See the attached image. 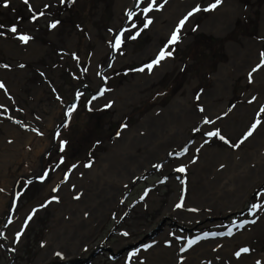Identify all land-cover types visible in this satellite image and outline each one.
<instances>
[{
	"label": "rangeland",
	"instance_id": "obj_1",
	"mask_svg": "<svg viewBox=\"0 0 264 264\" xmlns=\"http://www.w3.org/2000/svg\"><path fill=\"white\" fill-rule=\"evenodd\" d=\"M226 1L221 0L211 8L215 0H196L190 5L188 0H132L131 3L126 0L121 9L116 10V0H65L64 3L28 0L27 4L24 0H8L7 6L0 0V32L3 33L0 46L4 44L2 36L9 41L8 33H12L13 25L20 30V35L28 33L36 37L50 24L58 22L60 32L68 35L75 32L70 41L58 44L69 45L67 51H75L73 56L77 58L74 64L75 59L68 57L65 66L54 72L52 67L56 60L50 59L48 51L51 48L55 54L59 48L49 41L40 48L34 45L30 49L35 48L36 55L29 61L38 65L27 72L28 76L21 83L13 75L0 72V84L4 86L0 88V159H5L7 170L0 175V233H3L0 235V264H159V257L154 253L167 248L174 249L176 255L170 264H187L184 259L189 251L230 239L238 245L233 258L257 251L260 260L255 259L256 264H264V229L263 233L252 234L248 243L241 244L244 240L237 239L238 234L254 230L264 219V172L259 180H252L245 190L237 192L233 203L218 207L216 213H210L201 200L197 207L195 203H186L191 196L192 183L197 185L196 189L203 183L209 189L213 186L215 167L225 174V161L219 164L213 161L209 156L213 151L242 152L235 157L246 170L244 157L257 158L255 154L261 151L264 156V147L257 143L263 134L258 132L264 124V77L254 80L264 75V63H261L264 60V28L261 26L264 0H231L236 6L232 9L239 13L233 15L226 28L217 32L215 27H205V20ZM149 4L152 7L145 13L143 9ZM194 9L198 10L193 12ZM190 12L193 14L188 16ZM40 13L43 15L38 19ZM129 13H132L131 18ZM45 14H50V20ZM186 16L188 19L180 26ZM149 20L151 23L145 28ZM76 22L81 28L78 32L71 28ZM154 24L161 28L156 34ZM178 28L179 39L168 45ZM117 35L121 42L114 50ZM244 38L258 45L253 61L245 63L236 57L240 53L231 57L226 49L227 42L243 48ZM151 46L154 47L149 50ZM11 47H0V64L15 63H5L4 58L11 56L3 51H13ZM161 49L171 51L172 55H166L153 65V73L148 72L145 66L156 59ZM45 55L49 57L48 62L41 58ZM88 55L90 58H86ZM92 57L93 65L98 67L96 74L90 67ZM219 63L224 65L221 68L223 83L219 88L225 90L208 94L206 91L214 86ZM2 65L0 71H8ZM70 69L79 73L77 81H71ZM231 69L235 72H230ZM47 73L50 80L45 79ZM102 80L108 83L102 85ZM80 84L88 87L90 94L76 89ZM30 86L43 89H37L35 92L39 93L33 96ZM78 92L81 95L73 103L75 110L66 115L71 106L69 102ZM131 96L134 100H127L121 108L118 97ZM205 96L208 97L204 100ZM175 100L182 103L186 116L174 108L182 121L176 126L178 139H166L165 147L162 145L161 153L153 161L150 159L152 162L148 161L150 163L139 172L129 174L120 192L108 200L106 209L98 210L96 214L100 217H95L91 226L86 230L70 227L73 220L85 218L86 211L82 204L71 209L70 199L63 195L66 190L63 193L60 190L69 187L75 173L92 168L109 145L121 138L123 130L133 132L131 129L142 121L144 124L150 114L154 120L153 113L158 114L170 104L175 106ZM151 119L145 124H150ZM64 121L68 130L53 134V129ZM254 123L257 126L252 129ZM250 130L251 135H248ZM146 132L143 125L139 133ZM252 137L254 141L248 143ZM61 141L66 142L63 151ZM39 142L44 143L43 148L38 146ZM205 150L208 153H204ZM16 151H21L22 155H14ZM200 162H203L201 165L209 163L200 169L199 181L193 182L197 175L194 164ZM250 166L256 167L254 163ZM181 167L184 172L177 171ZM178 203H182L180 208L176 207ZM61 205L64 210L60 209ZM253 205L259 207L253 209ZM189 220L190 224H186ZM229 228L231 235L227 234ZM56 229H59L56 234L69 232L73 237L60 243L73 244L76 239L77 248L64 250L55 245L57 250L39 259L46 238L57 242L52 237ZM17 233H20L19 239ZM82 233L86 235L81 236ZM192 240L196 242L189 245ZM241 249L248 251L241 252ZM206 260L198 258L193 264H208Z\"/></svg>",
	"mask_w": 264,
	"mask_h": 264
},
{
	"label": "bare ground",
	"instance_id": "obj_2",
	"mask_svg": "<svg viewBox=\"0 0 264 264\" xmlns=\"http://www.w3.org/2000/svg\"><path fill=\"white\" fill-rule=\"evenodd\" d=\"M116 1V10H119V8L121 9V4L126 0ZM195 1L196 0H188V4H193ZM128 2L131 3L132 0H128ZM233 6L234 5H232L231 0L224 2L216 8V10L210 15V17L205 20L203 25L208 28L215 27L217 32L225 29L233 15L239 13V11L235 8L232 9ZM261 26L262 28H264L263 20L261 21ZM154 28V34H156L157 29H161L159 25L157 27L156 24H154ZM244 43L245 46L241 48L237 43L233 42L232 45H230V43L227 42L226 49L227 51H229L228 54L231 57L236 55L234 53H240L241 55H237L236 57H239V59L243 60L245 63L246 61L252 59V56L255 54V52H257L258 45L254 40H249L248 38H244ZM153 47L154 46H151L149 50H151ZM223 66L224 65L222 63H219L217 74H215L216 84L214 83L213 88L209 91H206L208 94H211L212 92L214 93V90L217 92V94L225 90L219 88V84L223 83L222 77L224 76V73L221 72V68ZM152 71L153 70H150L148 72ZM230 72H235V70L231 69ZM262 77H264V75L256 76L254 80L257 81ZM206 97L208 96L203 97V99L205 100ZM118 99L120 102L119 106L122 108L126 103H128L129 100H134V96L126 99L118 97ZM175 102V106L171 107L170 104L166 106V108H164L165 110L163 109L158 114L153 113V116H155L154 120L150 118L151 114L148 115L145 119L144 124L142 121L140 124L134 126L133 129H131V131L133 132L130 133L127 130H123L121 138H117L112 145H109L107 152L104 153L98 159V161L95 162L94 165H92V168H90L89 170L82 169L75 173L72 176L69 187H64L60 190V193H63V191L66 190L63 195H65L68 200L70 199V201H68V204L70 205V207H72L71 209H75L77 205L82 204L84 206L81 207H84V211H86L84 213L85 218L83 217V219L80 220H73L72 225H69L70 227L74 229L86 230L87 227L91 226L92 223L95 222V217H100L99 214H96L98 210L101 211L102 209L104 211L107 204L109 203L108 200L111 201L112 197L120 192V189L123 188V185L125 184L124 182H126V177L131 173L139 172V170L142 169L146 164L150 163H148V161H151L150 159H152L153 161L165 147L164 142L167 141L166 139H168L169 137L172 140L178 139V134H176L178 129L176 128V126H179L182 121L178 119L179 115L176 114L174 108L179 109L183 116H185V114L184 110L181 109L182 103L177 100H175ZM212 107L214 106H211L210 108ZM237 113L238 110L233 113V116L235 117ZM149 119L152 120H150V124H145L147 121H149ZM225 122L229 126V120H226ZM50 123L52 122L50 121ZM143 125H145L147 129V132L144 133V135L143 133H139ZM261 128L262 130L258 133L263 134L259 137L260 139L257 143L261 144L260 147H264V124H262ZM232 131L234 133L235 129H232ZM252 138V141L250 140L248 141V143H252L254 141V137ZM43 142H39L38 146L40 148H43ZM162 145L163 148H161ZM261 152L259 155L255 154V157L257 158H249L246 156L242 159L243 163H247L248 170H246V167L243 168V165L239 164L235 157V155L238 156L239 154H242V152L240 151L230 153V151L228 150H221L219 152L213 151V153H210V158L213 161H216V163L219 164L225 161L226 172L224 174V172L217 171L215 167L213 172V186L209 189L205 188L204 183L202 184L201 188L196 189L197 185L192 183L190 194L191 196L189 195V202L186 203H195L194 205L197 207L199 205L198 202L201 200V202H203V204L211 210L210 213H216L218 207L223 208L233 203L232 200H234L237 192H240L242 188L243 190H245V188H247V186L251 184L252 180H259L260 175L264 172V156ZM14 153V155L16 156L22 155L21 151H16ZM204 153H208V151L205 150ZM201 163L203 162L194 164L195 173H197V175L193 177V182L199 181L198 178L200 169H202L206 165V163L209 162H205L203 165H201ZM251 163H254V166H256L254 168L255 170L250 166ZM5 166V159H0V175L2 173H6L7 170ZM60 209L64 210V206L61 205ZM103 214H101V216H103ZM187 219L192 220V218L189 217H187ZM190 220L185 223L190 224ZM263 229L264 219L259 221L254 230L244 231L238 234L237 239L244 240L241 244L245 242L248 243L247 240L249 239V237L251 238L252 234L259 231L263 233ZM58 230L59 229H56L52 233L53 239L55 238L57 242H50V237L46 238L45 248L42 249L38 254L39 259H42V257L47 258L49 253L61 247L64 250L71 249L72 247L77 248L76 239L74 240L75 242L73 244L69 241L66 242L68 245L65 243H60L59 241L69 239L71 240L73 239V237L72 235H69V232H65V234L62 235L56 234ZM72 231L75 232L74 230ZM82 235H86V233H82L81 236ZM48 240L50 243H48ZM55 245L60 247L57 248ZM252 245L255 246L254 242H252ZM236 247H238V245H235V241L232 239H230L229 241H224L222 244L214 245L212 247H208L207 244H204L189 251L184 259V262L187 264H193L194 262H196L195 260L201 258L207 259L205 262H209L211 264H256L255 259L260 258V255L257 251H255V253L251 255H241L239 258H233V252L235 251ZM67 252L68 251H66V253ZM154 254L155 256L158 255L160 260L159 264H170L169 262L170 260H172V258H174L173 261H175L176 259L174 249L171 250V248L157 249ZM216 257L221 258L217 259ZM149 264L153 263L150 262Z\"/></svg>",
	"mask_w": 264,
	"mask_h": 264
},
{
	"label": "flooded vegetation",
	"instance_id": "obj_3",
	"mask_svg": "<svg viewBox=\"0 0 264 264\" xmlns=\"http://www.w3.org/2000/svg\"><path fill=\"white\" fill-rule=\"evenodd\" d=\"M45 15H47V14H45ZM47 16L49 17L48 19L50 20V14L47 15ZM0 18H1V16H0ZM40 18H41V15H40V17H38V19H40ZM54 24H56V27H54V28L49 27V28H47L46 31L42 32L39 35H36V37L32 36L33 34L26 33L29 37H31V39L28 40L26 43L22 42L18 38L19 36H21L20 35V30H18V29H17V32H15V33H13V32L12 33H8V34H10V35H8L9 41H6L5 36H2V39H4V44H2L0 46L1 48L5 47V45H9V46L12 45L13 46V47H11V49H13V51L7 50V49H5L3 51L4 54L11 56L10 58L9 57H5L4 58V59L7 60V62H5V63H8V64H9V62H15V63H10V65H8V66L0 64V65H2V67L4 66L3 67L4 69H8V71H0V72L8 73V74H10V76L13 75L21 83L22 81H24V77L28 76L27 72H30L32 69L37 68V65H38L37 63H35L33 61H29V60L33 59V57L36 55V53L34 51L35 48H33L32 50H30V49L34 45L36 47L40 48L42 46V44L43 45L44 44H48L49 41H50V44H53V45H55L56 47L59 48V50H57V53H55V54H52L53 49H51V48H50V51H48V53L50 54L49 55L50 59L54 58L56 60L55 66L52 67L54 72L61 70L65 66V63L68 61V60H66L68 57L74 58L75 59L74 64H75L77 62V58L73 56L75 51H69L68 52L67 49H68L69 45L59 46V44H58V42H61V45H62V42H65L67 40L70 41L71 38H74V37L70 38V36H72V34H74L75 32H73L70 35H68L67 33H64V32H60L58 30L59 29L58 23L54 22ZM5 26L9 27L8 23H5ZM71 28L74 29V31H76V32L80 31V29H81L77 22ZM11 39H14V40H11ZM66 44H68V43H66ZM43 52H45V51H43ZM46 57H48V55H45V56H43L41 58H43V61L47 60V62H48L49 61V57H48V59H46ZM83 57H85V56L83 55ZM86 58H90V55L86 56ZM91 59H92V61H91L90 67L92 68V71L94 69L93 74H96V72L98 71V67L96 65H93V57ZM5 66L8 67V68H6ZM12 66H14V67H12ZM70 70H71V73H69V75L72 78L71 81L74 82L73 79H76V81H77L79 73H74V72H72V69H70ZM144 71H147V70H144ZM46 75H47L48 78L46 77ZM46 75H45V79H49L50 80V74L47 73ZM45 81H47V80H45ZM107 83L108 82H106L105 80H102V85L103 84H107ZM44 85H47V86L49 85V87H50L49 83H45ZM30 87L32 89L31 90V94L33 96L34 95L36 96V94L39 93V92H35V91H37V89L39 91L43 89V88L39 89L36 86H34V87L30 86ZM48 89H50V88H48ZM76 89H81L80 90L81 92H83V93L88 92L90 94L89 88L88 87H82L81 84L76 86ZM76 98H77V96L73 97V100L70 101L68 105L70 106L73 103H75L76 102ZM65 121L67 122V119H65ZM65 121L61 122L60 125L57 128L53 129V134L56 133V132L60 133L65 128H66V130H68V127L65 126V124H66ZM48 153L50 154V151Z\"/></svg>",
	"mask_w": 264,
	"mask_h": 264
},
{
	"label": "snow or ice",
	"instance_id": "obj_4",
	"mask_svg": "<svg viewBox=\"0 0 264 264\" xmlns=\"http://www.w3.org/2000/svg\"><path fill=\"white\" fill-rule=\"evenodd\" d=\"M24 2L27 4V3H28V0H24ZM60 2H61V3H64L65 0H60ZM153 2H154V0H153ZM220 2H221V0H215V4L210 5V7H211V8H214V7H216V5H218ZM7 4H8V0H4V6H7ZM45 7H47V5H46ZM151 7H152V4H149V6H148L147 8H144L143 11H144L145 13H147V12L151 9ZM197 10H198V9H194L193 12H195V11H197ZM192 14H193V13L190 12V13L188 14V16H191ZM40 15H43V13H40ZM131 16H132V13H129V17H130V18H131ZM188 16H186V17L184 18V20H181V21H180V26H183V24L185 23V21L188 19ZM32 19L35 20V19H36V16H33ZM57 23H58V22H57ZM149 23H151L150 20H149L147 23L144 24V27L147 28L148 25H149ZM0 27H2V26H0ZM50 27L54 28V27H56V24H52V25H50ZM10 31H12L13 33L17 32V28H16V26L13 25V26L10 28ZM178 31H179V28L177 29L176 32H173V33H172L171 39H169V41H168V45L174 44V43L179 39ZM138 34H139V33H137V35H138ZM0 35H3V33L0 32ZM18 38H19L22 42H25V43H26L28 40L31 39V37H29V36H27V35H21V36H19ZM132 38L134 39L135 37H132ZM120 42H121V37H120L119 35H117V37H116V42H115V44L113 45V49H114V50L117 49V48H119V46H120ZM168 45H165V48H167ZM166 55H167V56H171V55H172V52H171V51L165 52L164 49H161L160 54L156 57V59L153 60L152 63L146 65L145 67H146L148 70H151L152 67H153V65L158 64L162 59L165 58ZM262 55H264V54H262ZM261 63H264V60H262ZM5 67H6V66H5ZM257 67H259V65H258ZM140 70L143 71L144 69H140ZM254 71H255V69H254ZM3 87H4L3 84H0V88H3ZM103 91H104V90L101 89V94H103ZM80 95H81V94L78 92V93H77V98H79ZM95 98H96V97H93V99H95ZM89 103H91V102H89ZM109 106H110V105H106L105 107H109ZM75 108H76V105H75V104L71 105V106L69 107V109H68V113H66V115H67V114H70L73 110H75ZM262 111H264V109H262ZM205 122H207V121H205ZM257 123H259V121H257ZM257 123H254V124L252 125V129H255V128H256ZM65 126H67V124H65ZM121 127L123 128V127H125V125H121ZM34 131H35V129H34ZM118 134H119V133H118ZM217 134H218V133H209V135H217ZM57 135H59V133H57ZM248 135H251V130L249 131ZM221 139H223V137H221ZM65 143H66L65 141H61V142H60L61 151H63L64 146H65ZM237 146H238V145H237ZM186 150H187V149H185V151H186ZM178 155H179V154H178ZM61 162H63V158L61 159ZM73 167H75V165H73ZM157 167H159V165H157ZM177 171H178V172H184L185 169H184L183 167H181V168L177 169ZM46 175H47V173H45V176H46ZM66 178H67V176H66ZM40 179L43 180V177H41ZM53 191H55V189H53ZM142 198H143V197H142ZM53 199H55V197H53ZM183 199H184L183 196H181V202L183 201ZM181 206H182V203H178V204L176 205L177 208H180ZM257 207H259V205H253V206H252L253 209H255V208H257ZM34 211H35V210H34ZM31 218H32L31 216L28 217L29 220H30ZM25 223H27V221H25ZM233 223H234V225H235V222H233ZM245 223H246V222H245ZM231 233H232V229L229 228L227 234H228V235H231ZM0 235H3V233H0ZM125 235H127V234L125 233ZM205 235H207V234H205ZM213 235H216V234L213 233ZM220 235H224V233H220ZM16 236H17V239H19V237H20V233H17ZM197 239H200V237H197ZM195 242H196V241L192 240V241H189L188 243H189V245H191V244H193V243H195ZM144 247L147 248V247H149V245H145ZM183 250H184V249H181V251H183ZM247 251H248V249H241V252H247ZM57 255H59V253H57ZM130 255H132V254L130 253ZM237 255H240V253L238 252Z\"/></svg>",
	"mask_w": 264,
	"mask_h": 264
}]
</instances>
